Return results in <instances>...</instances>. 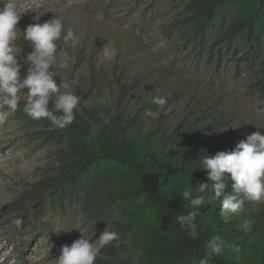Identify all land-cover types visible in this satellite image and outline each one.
<instances>
[{
    "label": "rangeland",
    "instance_id": "obj_1",
    "mask_svg": "<svg viewBox=\"0 0 264 264\" xmlns=\"http://www.w3.org/2000/svg\"><path fill=\"white\" fill-rule=\"evenodd\" d=\"M184 1L16 0L21 12L17 58L31 51L22 32L32 17L44 12L43 23L57 16L78 42L68 49L69 69H60L57 57L54 79L78 81L71 89L80 97L78 109L121 116L131 131L143 135L154 130L169 141L193 135V142L213 154L231 151L248 134L264 135V102L253 88L256 74L226 62L216 68L194 51L193 37L177 26ZM103 46L117 50L113 60L104 59ZM25 92L15 114L0 123V264H56L61 246L80 238V231L96 239L107 228L48 203L46 185L57 173L61 145L52 142L50 121L20 117L26 115ZM155 96L166 98L163 110L152 103ZM250 203L253 209L264 205ZM45 219L48 226L41 232ZM99 257L94 264H100Z\"/></svg>",
    "mask_w": 264,
    "mask_h": 264
},
{
    "label": "trees",
    "instance_id": "obj_2",
    "mask_svg": "<svg viewBox=\"0 0 264 264\" xmlns=\"http://www.w3.org/2000/svg\"><path fill=\"white\" fill-rule=\"evenodd\" d=\"M177 26L193 37L194 51L216 68L226 62L255 73L253 88L264 102V0H185ZM74 111L68 127L52 125V142L61 150L46 199L118 233L119 239L102 250L100 264H199L213 236L224 247L210 264H264V205L253 209L246 201L227 221L219 216L218 200L205 205L195 220L194 239L175 220L191 211L180 195L184 188L212 183L199 169L190 177L202 154L215 155L193 142V135L171 142L154 130L144 135L131 131L118 115ZM93 125L97 133L90 138ZM41 225L45 231L46 219ZM121 252L126 255L120 260Z\"/></svg>",
    "mask_w": 264,
    "mask_h": 264
},
{
    "label": "clouds",
    "instance_id": "obj_3",
    "mask_svg": "<svg viewBox=\"0 0 264 264\" xmlns=\"http://www.w3.org/2000/svg\"><path fill=\"white\" fill-rule=\"evenodd\" d=\"M42 15L44 12L34 15L33 23L23 30L22 40L28 43L31 51L18 60L21 51H17L16 42L21 40V29L18 27L21 12L16 0H0V123L15 114L20 93L26 90L23 112L33 120L47 119L55 128L64 129L75 120L74 110H78L80 104V97L71 91L78 81L73 79L57 84L54 77L58 75L53 64L60 57L58 67L69 69L72 57L68 49L74 48L78 39L72 30H66L65 24L57 16L40 23ZM102 51L104 59L108 61L117 55L115 48L103 46ZM24 66H27V70L22 77ZM61 89L64 91L61 92ZM152 103L163 110L167 100L155 96ZM145 115L155 118L157 114L146 111ZM104 120L108 123L107 118ZM96 133L97 128L93 125L90 138ZM197 161L190 177L194 170L199 169L212 183L198 181L195 187L189 184L180 194L191 211L177 215L175 220L188 237H196L195 220L199 209L205 205L218 200L219 216L227 221L242 210L246 201L264 202V135L259 131L248 134L231 151H218L215 155L205 153ZM15 223L19 226L22 221L17 219ZM242 227L246 229L248 224ZM80 233L81 237L70 245L61 246L55 258L56 264H94L102 250L119 239L115 231L104 230L96 239L85 238ZM223 247L224 241L219 236L211 237L199 264H210L222 253ZM234 251L239 252V247L234 246Z\"/></svg>",
    "mask_w": 264,
    "mask_h": 264
}]
</instances>
